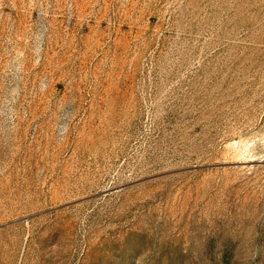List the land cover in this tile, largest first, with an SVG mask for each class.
<instances>
[{"label": "rangeland", "instance_id": "1", "mask_svg": "<svg viewBox=\"0 0 264 264\" xmlns=\"http://www.w3.org/2000/svg\"><path fill=\"white\" fill-rule=\"evenodd\" d=\"M0 264H264V0H0Z\"/></svg>", "mask_w": 264, "mask_h": 264}]
</instances>
